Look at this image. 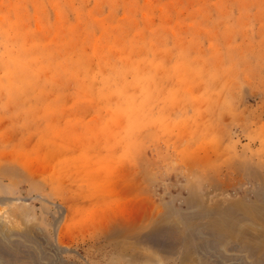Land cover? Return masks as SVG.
<instances>
[{
	"label": "rangeland",
	"instance_id": "rangeland-1",
	"mask_svg": "<svg viewBox=\"0 0 264 264\" xmlns=\"http://www.w3.org/2000/svg\"><path fill=\"white\" fill-rule=\"evenodd\" d=\"M228 206L264 207V0H0L15 257L245 264L190 242Z\"/></svg>",
	"mask_w": 264,
	"mask_h": 264
},
{
	"label": "bare ground",
	"instance_id": "bare-ground-1",
	"mask_svg": "<svg viewBox=\"0 0 264 264\" xmlns=\"http://www.w3.org/2000/svg\"><path fill=\"white\" fill-rule=\"evenodd\" d=\"M229 191L221 190V195ZM197 205L199 204H196L194 207H198ZM228 213L232 214V216L229 217ZM207 215L205 214L204 217H207ZM213 216L214 218H212ZM136 217L135 220L140 219V216ZM210 219L211 221L207 224L205 223L206 225L202 227L203 229H198L199 236L196 235L197 237L190 238L191 244L203 242L206 245H213V247L217 245L225 251L235 249L241 254L245 264H264V207L255 209L253 213L249 214L234 211L228 206L226 210L211 212ZM136 230H139V228L137 227ZM19 236V234L14 233L12 230H7L5 225L0 221V245L5 244V246L0 247V264H35L18 259L13 255L12 238ZM182 242V247L187 245L185 240ZM213 247L210 246L209 248L213 249ZM3 252L7 253L12 259L8 255H4ZM200 264H217V262L210 259L207 260L206 257Z\"/></svg>",
	"mask_w": 264,
	"mask_h": 264
}]
</instances>
